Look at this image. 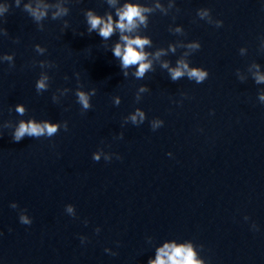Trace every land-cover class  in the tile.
<instances>
[{
  "label": "water",
  "instance_id": "95a60500",
  "mask_svg": "<svg viewBox=\"0 0 264 264\" xmlns=\"http://www.w3.org/2000/svg\"><path fill=\"white\" fill-rule=\"evenodd\" d=\"M29 2L35 0H20V7L15 0H0V5L9 7L0 16V28L8 33L0 34V56L14 54V67L0 61V126L35 118L67 121L68 128L61 127L51 138L14 142L13 129L0 127V264H51L85 221L159 149L240 85V77L243 82L251 77L257 71L254 64L259 71L264 68V0H175L168 15L150 14L148 27L140 29L152 40L145 51H168L172 44L176 52L153 61L154 71L143 79L131 75L135 67L123 76L120 61L112 54L118 32L105 41L97 32L87 31L89 10L101 16L111 13L117 19L107 0H42L62 3L69 11L57 20L51 19L50 11L39 25L23 10ZM125 2L134 0H117L116 7ZM140 2L150 5L156 0ZM160 2L168 8L169 0ZM201 8L210 9L213 20L223 25L218 28L199 19ZM177 27L183 34L175 33ZM194 41L201 48L183 57L187 49L180 45ZM36 44L46 48L43 55L35 51ZM181 58L189 67L207 69L208 78L200 84L187 77L171 81L160 63L169 61L175 67ZM40 61L54 66L41 68ZM40 75L49 77V87L38 93L35 84ZM141 86L149 91L139 92ZM93 88L92 107L82 111L75 91L87 93ZM21 103L26 107L24 116L15 111ZM136 108L145 112L144 123L125 124ZM156 119L164 123L153 131L151 121ZM121 132L123 139L118 138ZM94 152H100L99 162L93 160ZM105 155L112 159L105 161ZM12 203L18 207L13 209ZM69 204L75 217L66 211ZM23 209L31 225L20 223Z\"/></svg>",
  "mask_w": 264,
  "mask_h": 264
},
{
  "label": "clouds",
  "instance_id": "9594fccd",
  "mask_svg": "<svg viewBox=\"0 0 264 264\" xmlns=\"http://www.w3.org/2000/svg\"><path fill=\"white\" fill-rule=\"evenodd\" d=\"M107 3L115 8V17L111 13H105L103 16L95 14L93 11L89 10L85 13L86 23L88 25V33L97 32L98 35L104 39L108 40L114 33H119V42H117L112 48L113 56L120 61V68L124 77L129 76L128 69L135 67V71L132 72V76L136 79H143L146 73L154 71L153 61H159L160 57L168 55V52L175 53L176 46L169 44L168 51L163 48L157 50L155 53H150L145 51L146 46H152V40L147 35H142L140 29H146L149 24V15L156 13L157 11L163 15L169 14V9L175 7V0H169L168 8L166 9L160 0H156L154 4H144L140 0H134V2H125L121 7H116L117 0H107ZM15 6L20 7V0H15ZM9 7L7 5H0V16L8 12ZM23 10L28 13V15L33 19L35 23L39 25V22L48 18V14L51 11V19L57 20L60 17L68 15V9L63 6L62 3H43L42 0H35V3L29 2L24 4ZM179 11V9H176ZM197 16L201 20H206L209 24H214L216 27H221L223 21L213 20L211 16V10L207 8H201L197 10ZM68 24L65 22V27ZM40 30L44 27L41 25ZM169 31L172 29L169 27ZM175 33L183 34V30L179 27L175 29ZM0 34L7 36V30L0 28ZM261 46L264 47V39L261 40ZM35 51L38 54L43 55L46 52L45 47L36 44ZM180 47H185L187 51L183 53V57L190 56L193 52L201 48V44L198 41L188 43L186 45H180ZM241 54L243 49L240 50ZM151 57V59L149 58ZM0 61L9 62V67H14V54H4L0 56ZM39 65L41 68L53 67L54 65L48 61H40ZM162 69H167L170 80L176 82L184 77H187L190 81H195L197 84L203 83L209 76L207 69L202 67H189V62L184 59H178L176 61L175 67H170L169 61H163L160 63ZM253 67L257 71L253 74L252 79L254 82L259 84H264V74L259 72V65L254 64ZM238 71V69H237ZM78 75V74H77ZM239 80L243 82V77ZM49 77L47 75H40L36 81L35 88L38 93L46 91L49 87L48 85ZM149 88L147 86L139 87V92H148ZM67 92V89H65ZM96 94V89H92L90 92H85L82 90L75 91V96L77 98V103L81 105L82 111H87L91 109L92 104L90 99ZM258 98L261 102H264V92L258 93ZM136 101H140L139 95L135 97ZM53 101H57V97L53 95ZM121 99L119 96L114 98V104L119 105ZM11 111V110H10ZM15 111L20 116L26 114V107L24 104L15 105ZM139 118V120H138ZM146 119L145 112L141 108H136L134 113L131 114L127 119H124L126 124L128 120L131 121L133 125L139 126L143 124ZM164 121L161 119H156L151 121V128L153 131L163 126ZM0 127L12 128V139L14 142H20L25 137L29 138H40L47 137L51 138L58 133L61 127L67 131L68 123L64 121L61 123H53L49 120L38 121L35 118H30L28 120L21 119L15 126L11 121H6ZM123 132L119 134V139H123ZM171 156V153H168ZM93 160L96 162L100 161V152H94L92 156ZM111 156L105 155L104 160L110 161ZM117 159L120 157L117 155ZM13 209L17 208L16 203L10 205ZM26 209H23L19 213V221L24 225H31L32 219L25 215ZM66 211L70 216L75 217L73 210V205L69 204L66 206ZM87 223V221H85ZM100 229L97 228L96 232L99 233ZM81 243L86 241V237H80ZM105 252L110 255H117L111 249L106 248ZM147 264H202V261L197 259V253L194 251L191 243H181L177 244L175 242L164 243L162 247H159L155 251V258H149Z\"/></svg>",
  "mask_w": 264,
  "mask_h": 264
}]
</instances>
